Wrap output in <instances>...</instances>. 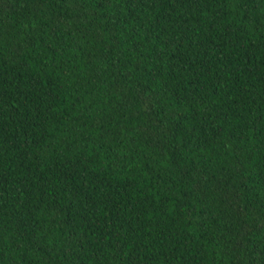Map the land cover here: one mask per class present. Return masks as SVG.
<instances>
[{
  "label": "trees",
  "instance_id": "16d2710c",
  "mask_svg": "<svg viewBox=\"0 0 264 264\" xmlns=\"http://www.w3.org/2000/svg\"><path fill=\"white\" fill-rule=\"evenodd\" d=\"M0 264H264V0H0Z\"/></svg>",
  "mask_w": 264,
  "mask_h": 264
}]
</instances>
